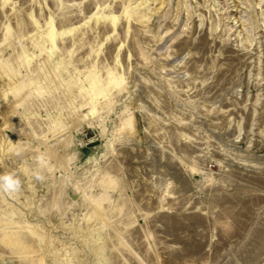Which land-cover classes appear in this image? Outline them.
<instances>
[{
    "label": "rangeland",
    "instance_id": "1",
    "mask_svg": "<svg viewBox=\"0 0 264 264\" xmlns=\"http://www.w3.org/2000/svg\"><path fill=\"white\" fill-rule=\"evenodd\" d=\"M0 71V264H264V0H0Z\"/></svg>",
    "mask_w": 264,
    "mask_h": 264
},
{
    "label": "clouds",
    "instance_id": "2",
    "mask_svg": "<svg viewBox=\"0 0 264 264\" xmlns=\"http://www.w3.org/2000/svg\"><path fill=\"white\" fill-rule=\"evenodd\" d=\"M37 180H43L44 177L39 173L35 174ZM22 180L19 174L15 171H8L0 174V193L12 195L21 190Z\"/></svg>",
    "mask_w": 264,
    "mask_h": 264
},
{
    "label": "bare ground",
    "instance_id": "3",
    "mask_svg": "<svg viewBox=\"0 0 264 264\" xmlns=\"http://www.w3.org/2000/svg\"><path fill=\"white\" fill-rule=\"evenodd\" d=\"M1 72V71H0ZM6 92V91H5Z\"/></svg>",
    "mask_w": 264,
    "mask_h": 264
}]
</instances>
